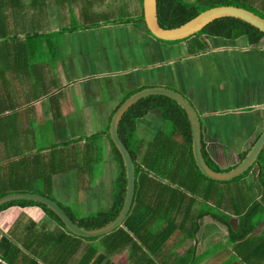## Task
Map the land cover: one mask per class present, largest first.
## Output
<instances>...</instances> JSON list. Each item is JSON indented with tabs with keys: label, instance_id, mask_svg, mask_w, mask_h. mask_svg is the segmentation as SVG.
Segmentation results:
<instances>
[{
	"label": "trees",
	"instance_id": "obj_1",
	"mask_svg": "<svg viewBox=\"0 0 264 264\" xmlns=\"http://www.w3.org/2000/svg\"><path fill=\"white\" fill-rule=\"evenodd\" d=\"M12 1L9 0L10 5H14L15 1L13 3ZM96 1L102 4L104 0H70L71 4L77 7L80 2H84L82 6H79L83 14L81 15V21L74 20L69 24L59 23L60 26L56 31H53L55 33L51 32L53 33L51 35L56 34L62 37L64 33L95 27L101 24V19L114 17L116 14L115 3L110 2L108 11L96 12L92 9L90 10ZM65 2L63 5H65ZM223 4L246 8L264 18V0H157V17L161 26L173 27L187 21L207 8ZM135 5L134 12L124 14L122 17L120 15L118 19L114 18L113 23L130 22L135 28H144L146 32L150 33L143 20L142 0H135ZM26 13L24 12L23 16H19L20 22L15 21L12 24L14 27H17V23L19 25L15 31H11L4 20L0 22V81L9 82V79L6 78V72L9 70L22 73L24 69L28 72L29 67L37 68L43 63H46V65L49 63L51 72H54L56 68L58 58L53 52L61 43L57 41L58 44L52 46V52L47 57L42 48V43L43 36H47L49 33L43 30L49 23L38 17L35 21L33 15L30 14V17H26ZM95 13L98 14L97 18L94 15ZM211 36L229 41L242 38L247 44L252 46L259 44L260 40L264 37V32L240 18L223 16L212 20L193 35L186 37V41L189 42L190 47L199 50L205 46V41L202 38ZM181 40L183 39L166 42L173 44V42L177 43ZM32 57L36 58V60H33ZM1 64H6V68L2 69ZM40 83L43 86L47 85L46 79H40ZM145 86L147 85H142L125 93L121 101L132 92ZM7 88V90L3 91V85H0V195L11 191L38 192L44 195H51L50 192H47V189H51L52 187L51 180L53 173L64 172L78 166L71 164L74 160H69L68 147L65 148L66 150L63 147L69 145L71 142L83 139L91 142L105 134L109 139L113 156L118 166L110 192L111 204L105 209H99L94 213L84 215L78 220L76 218L71 219L85 228L98 227L111 220L121 208L126 185V175L121 155L113 145L108 134L112 113L121 101L112 111L105 130L91 136H80L53 144L61 146L60 149L56 150L62 156L60 158L49 156V163H47L46 157L40 153L39 149L37 153L32 154L31 152H26L21 145H18V141L22 136L18 133L17 128H13L12 124H10L9 119L11 118L9 115L5 114L6 112H17L15 109L20 104L27 108L26 111L28 113L35 103L30 105L27 102L19 101L18 98L17 101L14 93L12 94V88L10 86ZM60 88L61 85L58 84L57 90L54 93H49L48 90H45V95L51 98L52 104L55 105L54 110L58 114L61 113L60 101L58 99ZM37 95H31L28 100H34L37 98ZM153 110H158L162 118L169 123V126L153 130L152 136L144 138L137 130V119L146 116ZM260 132L261 130L251 140L250 146ZM118 133L134 162L135 188L127 215L121 225L112 231L99 236H78L67 230L61 219L52 210L32 200L6 202L0 205V211L12 204L41 205L47 215L55 219L64 229L60 236L51 240L50 246L45 250V252L47 251L46 254L55 252L56 249L60 248L58 245L65 241H68L70 245L77 246L83 240L100 238L104 252L100 253L95 247H90L89 251L84 255L85 260L80 264H89L90 261H93L94 264H102L106 254L122 252L123 245H126L129 256H133L130 263L157 264L156 258L158 253L163 248L162 246L166 242V239L176 230L182 232L181 234L184 239L195 234L199 227L200 219L204 214L216 212L217 217L220 220L223 219V216L212 208L205 211L207 213H204V210H200L197 214H194L193 208L194 206H198L196 196L206 201L213 200L211 197L216 199L217 191H219L218 197H221V200L223 197H229L225 199L229 200V202H235V205H237L235 213L239 217L237 230H230V238L233 240L248 239L264 218V156L260 154L256 160L258 161L256 165L255 161L250 168L230 180L219 181L206 177L199 170L192 156L191 134L187 115L184 109L170 97L153 94L136 101L123 113L118 124ZM28 135V133H23V137H27ZM201 141L203 156L209 166L215 170L232 168L244 157L248 150L240 153L236 163L221 166L210 157L202 138ZM86 145H89V143H86ZM73 153H75V150ZM42 160L44 161V165H39ZM50 160H56L59 163H56L57 165L51 164ZM80 160L81 164L89 165V168L94 167V163L96 162L89 150L83 151V156ZM234 180L238 184L235 189L232 190L231 187L230 190H221L220 193V189H222L221 185L232 183ZM213 189L216 192H211ZM257 191L261 193H257ZM257 194L261 196L258 198L256 197ZM215 202L217 201L215 200ZM221 206L224 207L222 202H217L214 208L226 210V207L222 208ZM228 212L231 213V211ZM191 223L193 232L189 231L190 226H187V224ZM151 225H155L157 228H150ZM26 236L27 234H24L19 240L7 234L0 235V258L2 260L0 264H19L22 262L21 258L30 257V254H33L31 252L36 251L33 247L35 243L33 237L28 239L27 244H22ZM139 248H142V252L140 253H138ZM172 251V249L166 247L168 254L173 253ZM190 251L193 253V250ZM138 255L140 259H138ZM49 261L51 263V260ZM111 261L109 259L107 264H110ZM177 261L180 260L177 259ZM36 262L37 260L32 259V264H36ZM195 263H197V260H195ZM163 264H166V260Z\"/></svg>",
	"mask_w": 264,
	"mask_h": 264
},
{
	"label": "crops",
	"instance_id": "obj_2",
	"mask_svg": "<svg viewBox=\"0 0 264 264\" xmlns=\"http://www.w3.org/2000/svg\"><path fill=\"white\" fill-rule=\"evenodd\" d=\"M13 1H15L13 3ZM12 3L14 5L9 4V0H0V22L4 20L5 24L8 26V28L11 31H15L18 29V27H14L12 24L15 21L20 22V15L23 16V13L27 12L34 16L35 21L38 18H41L43 21H47L49 24L47 27L43 30L44 32H49L47 36H43V50L46 53L47 57L52 52V46L55 44H58L57 41L54 39V35H51L58 29L60 26L59 23L69 24L71 21H81V9H79L74 4H71L70 0H13ZM66 1V2H65ZM95 1V0H94ZM129 1V2H128ZM194 1V0H192ZM65 2V5L63 3ZM110 2L111 0H104L102 2L103 5V11H108L110 8ZM97 1L95 2V4ZM94 4V5H95ZM107 5V6H106ZM132 5V0H119L116 4V14L111 17H107L105 19H101L98 26L95 27H88L86 29H78L73 32H67L62 34V42L61 45L66 49V46L69 47V39H70V45L72 46L73 50L75 52L83 53V44L84 42L80 40L81 36H86V30H90L91 28H100L105 27V29H108V26H117L121 27L124 25H127L128 22H118L113 23V19L117 18L121 15L124 16V14H128L130 12H134L135 0H134V6L133 9H129ZM123 7V8H120ZM105 7V9H104ZM72 8V9H71ZM77 8V12H76ZM75 10V12H74ZM77 15V16H76ZM67 22V23H66ZM130 23V22H129ZM132 24V23H131ZM137 29V28H136ZM139 32L142 31L143 33L146 32L144 28L137 29ZM53 32V33H51ZM22 33V32H21ZM148 33V32H147ZM150 33L147 34V48L151 51L152 50V56L145 57L148 59H152L155 62L163 63L168 62V64H171L172 66L177 68V64L174 65L175 62L183 63L188 62L189 64H194L195 60H197V68L193 69L195 72L196 70H201L200 66H202L203 62L200 61V59L205 57H210L215 60L214 67L215 71L220 72L221 79L218 76V83L216 85L217 93H214V96L217 98V101H211L210 95L204 94V88L207 87V82H203L202 80H199L201 82H197L195 79L191 78L193 73V70L190 72L188 71V75L186 76H180V79L178 80L175 76V73L171 72L172 79H174L176 82L180 83L178 84H159L163 86H167L170 88L178 89L179 92L183 93L194 105L196 111L199 114V118L201 121V128H202V139L204 140V145L209 153L210 157L217 161L221 166H227L232 165L237 162L239 155L241 152L247 150L250 148L249 143L254 138V136L264 128V37L260 40L259 44L257 45H249L245 42L244 39H237V40H226L223 38H216L214 36L211 37H203L202 39L205 41V46L199 50H196L194 47H190L189 43L186 41H181V45L178 46L180 43H174L173 48L174 54L169 56L168 61H164L165 59L161 56L160 48H157L156 53V47L154 45L153 39H151ZM154 37L153 35H151ZM155 38V37H154ZM158 40V39H156ZM159 41V40H158ZM102 47V43L99 44ZM113 43H110V46H112ZM181 47V48H180ZM146 48V50H147ZM146 53V51H145ZM70 54V52H69ZM98 51L96 50L95 46L92 49H89L86 53V60L88 63V69L84 71L83 74H87V72H92L93 77L87 78L88 80L81 79L83 76L77 79L76 83V91L78 92V98L79 102L83 104L85 109L87 111L93 112V117L97 116V122L94 123L95 132L92 133L91 130H85V132L88 133V136H91L93 134H96L97 132L103 131L107 127V122L109 117L111 116L112 111L116 107V105L121 101V99L124 97L125 93L131 91L132 89L140 87L139 84H135L136 86L133 87V83L131 80L126 83L129 85L127 92H124L122 94L123 96L121 98H105L104 94L101 93V96L97 95L96 91V85L99 84L95 82V80L98 81V79H102L106 74H111L112 70L108 69L105 70L101 66L100 58L98 59ZM252 57L253 58V64L257 65L256 67L252 69H243L240 62L243 63L245 60L248 61V59ZM164 59V60H163ZM127 61L125 64V70L123 68L118 67L114 68V73H118L119 70L124 71V75L127 72H130L131 70L137 69L140 63L135 58L133 53H130V55L125 58ZM115 61H119L118 57H115ZM123 62V60H122ZM3 66V67H2ZM6 64H1L2 69L6 68ZM40 66L35 67H29L28 72L26 70H22V73H18V71H12L9 70L6 72V78L9 79V82L7 81H0V85H3V91L7 90L8 86H10L12 89V94L14 93V97L19 99V101L27 102L28 104L32 105L35 103L34 107L30 109L31 111L27 113V108L22 106L21 104L15 109L17 112H6L5 114H8L11 119H9L10 124H12L13 128H17L18 133L22 136L19 141L18 145H21L26 152H31L32 154L37 153V150H40V153L45 156L47 163H49V159L51 157H57L60 158L59 152L56 149H60V145H53L58 144L61 141L57 143L50 144V142H45L44 140H34L32 136L31 128H33V125L36 124L42 134H44V129L41 128V125L43 124V119L46 120L50 119V117L55 118H66L70 117L73 118L75 115V112L73 109L63 111L62 109V100L60 101V109L61 113L52 114L51 110L55 109V105L53 107H49L44 103V100L47 97V95H44L41 93V91L37 89H29L31 88L30 84H33V79H35L31 73L38 72L39 75L35 79L36 81H40V79H47L46 77H43L40 73ZM49 63H48V65ZM104 66H107L104 64ZM207 66V64L203 65ZM59 67V64L57 65ZM192 68L194 66H191ZM226 68L229 69L228 76H225V74H221V70H225ZM1 69V68H0ZM50 69V68H49ZM239 71L237 72L236 70ZM208 70V69H207ZM107 71V72H104ZM183 72V69H182ZM195 72L193 75H195ZM27 73V74H25ZM204 71L201 70V76H203ZM82 74V75H83ZM129 75V73H128ZM96 76V77H95ZM112 76V75H111ZM127 76V75H126ZM226 77L230 79L232 82L235 83L236 86H239L241 88H246L249 94V98L243 97L240 95L237 98L241 99V102L236 103V105L233 107V109L226 108V102H225V93H222L221 97V103L219 101L220 96V90L223 89L224 83L226 82ZM22 78V79H21ZM21 82H18L20 81ZM94 80V81H93ZM88 81V84L86 83ZM258 81V82H257ZM92 82H94L92 84ZM221 83V84H220ZM253 83H256V86L258 88L261 86L263 89V92H261L258 88H251L250 85ZM116 86H123L125 84L123 83H115ZM147 85V84H146ZM148 85H156V84H148ZM147 85V86H148ZM29 88H26V87ZM21 89V98L19 96V90ZM183 89V90H179ZM24 90H27V94L24 96ZM93 91L92 95H89ZM184 91V92H183ZM223 91V90H221ZM258 93V94H257ZM37 95V98L34 100H27L30 98L31 95ZM83 94V95H82ZM11 96V95H10ZM107 96V95H106ZM96 99V101H104L106 102V109H99L96 110V106H92L91 103H93V99ZM77 98V99H78ZM18 101V100H17ZM29 101V102H28ZM216 104H219L220 106H217ZM14 111V110H12ZM29 111V110H28ZM158 111V110H157ZM151 112H154L151 111ZM149 112L146 116L138 118L137 119V125L139 124L138 121H141L142 128H139L137 126V129H140V133L153 135V130H148V122L150 121L145 120V118H150ZM233 113H236V117L231 118V115ZM152 118V117H151ZM32 119V120H30ZM99 119H102L99 121ZM48 121V120H47ZM50 121V120H49ZM72 121V120H71ZM73 122V121H72ZM238 122V123H237ZM46 125V124H45ZM167 125V122L163 123V126L161 123L158 125H155L154 130L158 128H165ZM34 130V129H33ZM226 130H231L233 134L238 132V137L240 138L241 142L243 143L241 145L235 146V154L233 153V156H226V147L230 145H223L221 135H225ZM74 131L72 128L70 129V133L67 135L69 139H75L77 138L76 135H74ZM23 133H28L29 135L27 137H23ZM74 135V136H73ZM79 135V133H78ZM68 141V140H65ZM78 142H80L82 145L83 151L89 150L90 153L93 155L96 162L94 163V166L99 163L106 162L108 168H110L109 172L112 173V176L109 178V176L104 175V170L102 176H100L98 183L94 184V182H90V177L92 176L93 168H89V174H88V181L86 182V186L83 188L87 192H89V196L87 197V203L90 205L92 209H81L80 206L75 204V199H78L79 202H83L84 194L83 189H80L79 192L81 193L80 196L77 198H71L66 195L63 190H61V187H64L62 189H65L68 184H61L56 183L54 177L57 175L55 172L52 175V187L51 189H47V192H50L51 195H46L54 200H56L63 208L66 209L67 214L71 218H76L77 220L83 217L84 215H88L91 213L96 212L99 209H105L111 204V196L110 192L112 189V182L114 177L116 176L118 166L117 162L115 160V157L113 156V151L111 149L109 139L106 137L105 134L100 136L98 139L93 140L89 142L88 140H79L76 142H71L69 145H65L63 148L69 149L70 152L75 149L76 145H78ZM86 143H89V145H86ZM2 149V147H1ZM104 157H106V154H108V159L106 161L103 160L102 162V151ZM231 149L230 151H232ZM77 151H75L76 153ZM264 156V148L262 149L261 153ZM83 156V152L79 154V157ZM99 158V160H98ZM101 158V159H100ZM101 161V162H99ZM51 164L59 163V161L56 160H50ZM39 165H44V161L42 160ZM57 165V164H56ZM77 168L81 165V162L77 164ZM264 166V162H263ZM76 168V167H73ZM258 172V171H257ZM107 177L109 179L108 186H110L108 190V186L106 187L105 181L107 182ZM264 178V174H263ZM236 180H234L232 183H224L221 185L225 188V191L230 190L232 187V190L237 187ZM97 187L99 191L97 192L100 194V201L103 199L104 204L101 205L99 208L95 207V200H94V193L92 192V188ZM89 189V190H88ZM95 190V189H94ZM220 189V193H221ZM211 192H216L214 189ZM90 193L93 194V196L90 195ZM96 193V192H95ZM257 193H261L257 191ZM219 191H217V198L213 200H204L199 196H196V203L198 206H194L193 213L197 214L198 211L204 210V213H207L205 211L210 210L211 208L215 211L217 210L218 214H221L223 216V219L220 220L216 212L214 213H207L204 214L199 222V227L194 235L188 236L187 238L183 239L182 232L180 230H176L170 237L166 239V242L162 246L163 248L158 253L156 262L157 264H163V262L166 260V264H177L179 262L184 264H194L195 260H197V263L195 264H264V218L261 220V222L257 225V227L253 230V233L248 237V239L244 240H233L230 238V230H237L238 226V217L235 213L236 206L235 202H229V200H226L225 198L229 197H223L221 200V197H218ZM44 195V194H43ZM261 195L257 194L256 197H260ZM104 197L107 198V201H105ZM215 200L217 202H222L224 205L221 206L222 208L226 207V210L222 209H215L214 206H216ZM64 201V202H63ZM195 204V205H197ZM90 210V211H89ZM228 211H231L228 212ZM64 225V224H63ZM187 226H190L191 232H193L192 223L187 224ZM150 228L156 229L155 225H151ZM63 227L57 223L55 219L52 217H49L47 213L43 210L41 205L38 204H32V205H16L11 206L10 208L6 209L5 211H2L0 215V235H9L13 238L21 239L24 234H27V236L22 241V244H27L28 239L32 238L34 239L35 243L33 244V247L35 248V252H31L33 254H30V257H23L21 258V261L19 264H32V259L37 260L36 264H80L82 263L85 258L84 255L87 251H89L90 247H95L100 253L104 252V247L101 245V239H91V240H83L82 243H80L77 246L70 245L68 241L60 243L58 246H60L59 249H56L55 252L46 254L45 252L46 248L50 246L51 240L55 239V237H58L61 235L63 231ZM49 233V234H47ZM262 233V234H261ZM46 238V239H42ZM166 247H169V249H172L173 253L168 254L166 252ZM193 250V253L190 251ZM122 252L116 253V254H106L105 258L103 259L102 264H107V261L110 259L114 264H132L131 259L133 258L132 255L129 256V253L126 250V245L122 246ZM190 251V252H189ZM142 252V248L138 249V253ZM71 255L73 256L71 258ZM135 255V254H134ZM138 259L139 255L137 256ZM165 258V259H164ZM164 259V260H163ZM180 260V261H177ZM51 260V263L50 261ZM134 261V260H132ZM89 264H94L93 261H90ZM180 264V263H179Z\"/></svg>",
	"mask_w": 264,
	"mask_h": 264
},
{
	"label": "rangeland",
	"instance_id": "obj_3",
	"mask_svg": "<svg viewBox=\"0 0 264 264\" xmlns=\"http://www.w3.org/2000/svg\"><path fill=\"white\" fill-rule=\"evenodd\" d=\"M118 1L119 0H111V2L115 4H117ZM83 3L84 2H80V4L78 5V8L79 6H82ZM107 3H108V0H107ZM133 6H134V0H132V5L131 7H129V9L130 10L133 9ZM120 8H123V7L120 6ZM91 9L96 12H102L103 5L99 4L97 1V3L93 5L92 8H90V10ZM76 12H77V8H76ZM94 15L96 18L98 17V14L96 13ZM25 16L30 17V13H26ZM16 25L17 27H19L18 23ZM85 32H86L85 34L86 36H83V37L81 36L80 38V40L84 42L83 53L75 52L72 46L70 45V39H69V47L66 46V49H65L60 44V46L53 52L58 58L54 72H51V70L49 69V66H47L46 63L40 64L41 65L40 73L42 74L43 77L47 78L46 79L47 85L43 86L42 83H40V81L35 80L39 75V71L31 73L35 79H33V84H30L31 88H29L28 86L26 88H29V89L34 88V89L41 91V93L45 92V90H48L49 93H54L57 90V85L60 84L61 88L59 89L60 93H59L58 99L62 100L63 102L62 104L63 111H66V110L68 111V110L73 109V111L75 112L74 114L75 116L73 118L66 117V118H59V119L55 118L54 119L53 117H50L49 119L48 117V119L46 120L43 119V124L41 125V128L44 129V134H42L38 126L34 124L32 128V136H33V139L36 141L44 140L45 142L49 141L50 144H53L59 141L63 142L65 140H69L67 135L70 133L71 128L74 130L72 132H74V135H76V137L77 136L78 137L88 136V133L85 132V130H91L92 133L95 132V127L93 124L97 122L96 121L97 116L93 117V112L87 111L85 107L83 106V104L79 102L78 92L76 91V86H75L77 83V79L80 78L81 76H83L81 78L83 80H88L87 78L93 77L92 72H87V74L86 73L83 74L84 71L88 69L86 53L89 49H91V47L93 49L95 46L96 50L98 51V56H99L98 59L100 58V62H101L100 64L103 67V69L112 70L111 74H108V75L106 74L104 77H102V79H98V81L95 80V82L99 83L96 85V91H97L98 98H99V95L101 96V93L104 94V97L107 99L110 97L111 98L112 97L121 98L123 96L122 94H124V92H127L126 90H128L129 85H127L126 83H128L130 80L134 82L133 87L136 86L135 84H139V86L146 85V84L147 85L148 84H156V85L178 84V85H181L180 83L172 79V76L174 75L171 76L170 71L175 73V76L179 80L180 76L188 75V71L190 72L193 69H198L196 65L197 60H195L194 64H189L188 62L178 63L179 61L175 62L174 65L175 64L178 65L176 68L172 66L171 64H168V62L159 63V62L153 61L152 59L151 60L148 58L145 59L146 56L147 57L152 56V50L150 51L147 48V44H146L148 33L147 32L143 33L142 31L139 32L131 23H128L127 25H124L121 27H117V26L109 27L108 26V29H105V27L103 26L100 28H91L90 30H86ZM150 37L154 41V45L156 47V50H155L156 53H157V48L158 49L160 48L161 56L165 59L163 60L168 61L170 59L169 56L174 54V51H173V48L175 47L173 46L174 42L172 44L166 41H161V40L158 41L156 40V38L152 37L151 35ZM54 39L60 43L62 42V37L59 35L55 34ZM181 41L185 42L186 38H184ZM111 42L113 43L112 46H110ZM180 42H177V43H180ZM186 42L189 43L188 41ZM100 43H102V47L99 45ZM180 45L181 43L178 44V46ZM130 53L134 54L135 58L138 60L140 65H136L138 66L137 69H135L134 71L131 70L130 72H127L124 75V71H123L125 70L124 63L127 62L125 58H127L130 55ZM115 57H118L119 61L116 62ZM32 59L36 60V58L34 57H32ZM200 61L207 64V66H203L205 64L200 66L201 67L200 69L204 71V73H202L203 76L200 75L201 70H196V72L193 70V73L195 72V75H193V73L190 72L192 74L191 78L195 79L196 81L198 79L197 82H201L199 80H202L203 82H207V87L204 88V94L205 96L207 94L210 95L211 101L213 103L214 100L217 101V98L214 96V93H217V90H216L217 89L216 85L218 83L217 78L218 76L220 79L222 77L220 75V72L218 74V72L215 71V67H214L215 60L213 58L203 56L200 59ZM58 64H59V67H57ZM104 64H106L107 66H104ZM240 64L243 69H252L258 65V64L257 65L253 64L252 57H250L248 61L245 60L244 63L241 61ZM191 66H194V67L192 68ZM113 67L114 68L121 67L123 68V70H119L118 73H114ZM182 69H183V72H182ZM228 71H229L228 68H226L225 70H221V74H225V76H228V73H229ZM236 71L238 72L239 69ZM104 72H107V71H104ZM18 82H21V80ZM86 83L88 84V81ZM93 83L94 82H92V84ZM115 83H123L125 85L116 86ZM250 87L258 88V86H256V83H253L252 85H250ZM258 89L261 92H263V89L261 86ZM179 90H183V89H179ZM221 90H220L219 101L221 103L222 93H225L226 108L233 109L236 103L241 102V99L237 98L240 95H242L243 97L249 98L247 89L246 88L243 89L239 86H236L234 82L228 79V77H226V82L224 83V87ZM26 92L27 90L26 91L24 90V96L25 94H27ZM92 94H93V91L89 95H92ZM19 96L21 98V89L19 90ZM44 98H46L44 100V103L47 106L49 107L54 106L52 104L51 98H47V97H44ZM35 103L37 102L35 101ZM91 104L92 106H96V110L107 108L106 107L107 103L104 101L99 102V101H96V99H93V103ZM216 105L220 106L219 104H216ZM51 113L54 114L55 110H51ZM236 116H237L236 113H233L230 119ZM149 117L150 118L148 117L145 118V120L147 121L148 120L150 121L151 119V121L147 123L149 125H148V130L146 131L154 130L155 125H158L159 123H161L163 126V123L166 122L162 118L160 112L157 110H154V112H151ZM101 120L102 119H99V121ZM141 121L142 120L138 121L139 124L137 126L139 128L143 127L141 124ZM167 125L169 126V123H167ZM137 130L139 132L141 131L140 129H137ZM139 134L144 138H149L151 136L149 134L147 135L144 133H139ZM220 137L222 139L223 145H230L226 147L227 149L225 152L226 156H231V155L233 156V153L235 152V146L241 145L243 143V141L241 142L240 138L238 137V132L233 134L231 130H226L225 135H221ZM80 145L82 144L78 142V145H76L75 149H73L71 152H69V149L67 150L69 160H74L71 164L77 165V163L79 164L81 162L80 158L82 156L79 157V154L83 152V150ZM231 149H233L232 150L233 152L230 151ZM74 150L77 152L73 153ZM103 152H105V150L101 152L102 153L101 157L103 156L102 162L103 160L106 161V159H108V156H109L108 154H106V157H104ZM257 162L258 161L255 162V165ZM88 166L89 165L81 164L79 168L77 167L71 168L64 172L57 173V175L54 177L56 183H61L63 185L68 184V186L65 189H62L64 187H61V190H63V192L66 195H68V197L77 198L78 196H80L81 193L79 192V190L83 189L86 186V182L88 181V174H89ZM103 170H104V175L109 176V178L112 176V173L109 172L110 168H108L107 163L106 162H103V164L99 163L98 166L96 164L93 168L92 176L90 177V182L91 183L94 182V184H97L100 176H102L103 174ZM108 182H109V179L107 177V182L105 181V183H107L106 187L108 186ZM109 188L110 186H108V190ZM222 190L225 191V188L222 187ZM98 191L99 189L97 187L92 188V192L94 193V200H95L94 209H96L97 207L99 208L101 205L104 204L103 199L100 201V194L97 193ZM88 193L89 192L83 189V193L81 194V195L84 194L85 196L84 197L85 201L83 200V202H79L78 199H75V204L80 206L81 209H92L86 200L87 197L89 196ZM90 195L93 196L92 193H90ZM104 199L105 201H107L106 197H104Z\"/></svg>",
	"mask_w": 264,
	"mask_h": 264
},
{
	"label": "water",
	"instance_id": "obj_4",
	"mask_svg": "<svg viewBox=\"0 0 264 264\" xmlns=\"http://www.w3.org/2000/svg\"><path fill=\"white\" fill-rule=\"evenodd\" d=\"M142 12L146 28L154 37L162 40L173 41L186 38L199 31L212 20L223 16L240 18L264 32V18L262 16L246 8L231 4L212 6L197 13L187 21L173 27H163L159 24L157 17V0H142ZM150 94L168 96L175 100V102L184 109L189 121L192 156L199 170L208 178L225 181L239 176L252 166L264 148L263 128L253 144L245 153L244 157L240 159L236 165L227 170H215L211 168L202 153V128L199 114L190 101L174 90L162 86H148L133 92L125 100H123L121 105L118 106L113 113L110 120L108 134L113 145L117 148L121 155L126 175L123 203L118 213L111 220L99 227H82L73 222L65 210L55 200L38 192L11 191L2 194L0 195V205L14 200H32L41 203L52 210L61 219L67 230L73 234L83 237L102 235L121 225L130 209L134 196L135 168L131 154L119 136L117 129L118 123L124 111L129 106L135 103L138 99Z\"/></svg>",
	"mask_w": 264,
	"mask_h": 264
},
{
	"label": "bare ground",
	"instance_id": "obj_5",
	"mask_svg": "<svg viewBox=\"0 0 264 264\" xmlns=\"http://www.w3.org/2000/svg\"><path fill=\"white\" fill-rule=\"evenodd\" d=\"M142 13H143V12H142ZM143 20H144V19H143ZM158 22H159V21H158ZM150 34H151V33H150ZM151 35H152V34H151ZM190 36H191V35H190ZM188 37H189V36H188ZM157 39H159V38H157ZM183 39H184V38H183ZM161 40H162V39H161ZM179 40H180V39H179ZM165 41H170V40H165ZM149 86H162V87H165V88H168V89L174 90V91L180 93L181 95H183L188 101H190V100H189V99H188L183 93L179 92L178 90H176V89H174V88H170V87L163 86V85H149ZM145 87H148V86H145ZM145 87H142V88H145ZM140 89H141V88H140ZM137 90H139V89H137ZM137 90H136V91H137ZM134 92H135V91H134ZM132 93H133V92H132ZM132 93H131V94H132ZM131 94H129V95H131ZM129 95H128V96H129ZM150 95H153V94H150ZM128 96H127V97H128ZM147 96H148V95H147ZM127 97H126V98H127ZM126 98H124L123 100H125ZM140 99H141V98H140ZM171 99H172V98H171ZM123 100H122V101H123ZM138 100H139V99H138ZM138 100H137V101H138ZM122 101H121V103H122ZM121 103H120L118 106H120ZM190 103H191V101H190ZM133 104H134V103H133ZM191 104H192V103H191ZM192 105H193V104H192ZM118 106H117V108H118ZM129 107H130V106H129ZM129 107H128V108H129ZM193 107H194V105H193ZM117 108H116V109H117ZM128 108H127V109H128ZM194 108H195V107H194ZM116 109H115V110H116ZM127 109H126V110H127ZM115 110H114V112H115ZM126 110H125V111H126ZM195 110H196V109H195ZM125 111H124V112H125ZM114 112H113V113H114ZM113 113H112V115H113ZM197 113H198V112H197ZM111 117H112V116H111ZM120 119H121V118H120ZM110 120H111V119H110ZM119 121H120V120H119ZM109 124H110V122H109ZM118 124H119V123H118ZM117 129H118V128H117ZM108 133H109V128H108ZM53 200H54V199H53ZM55 201H56V200H55ZM56 202H57V201H56ZM57 203H58V202H57ZM58 204H59V203H58ZM59 205H60V204H59ZM60 206H61V205H60ZM61 207H62V206H61ZM62 208H63V207H62ZM63 209H64V208H63ZM64 210H65V209H64ZM65 212H66V211H65ZM66 213H67V212H66ZM68 216H69V215H68ZM69 217H70V216H69ZM70 218H71V217H70ZM72 221H73V220H72ZM73 222H74V221H73ZM75 223H76V222H75ZM76 224H77V223H76Z\"/></svg>",
	"mask_w": 264,
	"mask_h": 264
},
{
	"label": "clouds",
	"instance_id": "obj_6",
	"mask_svg": "<svg viewBox=\"0 0 264 264\" xmlns=\"http://www.w3.org/2000/svg\"><path fill=\"white\" fill-rule=\"evenodd\" d=\"M11 206H16V205H9L8 207H6L5 209H3L2 211H5L6 209H8V208H10ZM2 211H0V215H1V213H2ZM99 227V226H98ZM115 229V228H114ZM112 231V230H111ZM106 234V233H105ZM103 235V234H102ZM99 236V235H98ZM2 260H1V258H0V262H1Z\"/></svg>",
	"mask_w": 264,
	"mask_h": 264
}]
</instances>
